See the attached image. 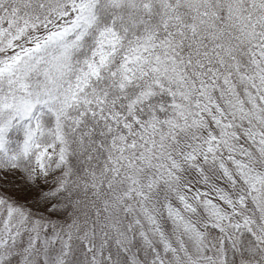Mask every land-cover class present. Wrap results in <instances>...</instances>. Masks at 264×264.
<instances>
[{
	"label": "snow or ice",
	"instance_id": "6c2138e0",
	"mask_svg": "<svg viewBox=\"0 0 264 264\" xmlns=\"http://www.w3.org/2000/svg\"><path fill=\"white\" fill-rule=\"evenodd\" d=\"M0 264H264V0H0Z\"/></svg>",
	"mask_w": 264,
	"mask_h": 264
}]
</instances>
